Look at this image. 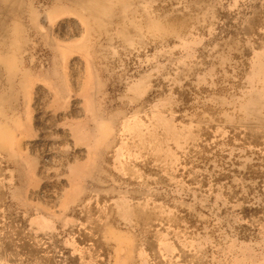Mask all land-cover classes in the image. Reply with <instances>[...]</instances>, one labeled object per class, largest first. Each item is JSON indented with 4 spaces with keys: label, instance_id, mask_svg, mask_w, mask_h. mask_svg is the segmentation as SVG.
I'll list each match as a JSON object with an SVG mask.
<instances>
[{
    "label": "rangeland",
    "instance_id": "1",
    "mask_svg": "<svg viewBox=\"0 0 264 264\" xmlns=\"http://www.w3.org/2000/svg\"><path fill=\"white\" fill-rule=\"evenodd\" d=\"M150 1L0 0V264H264V0Z\"/></svg>",
    "mask_w": 264,
    "mask_h": 264
},
{
    "label": "bare ground",
    "instance_id": "2",
    "mask_svg": "<svg viewBox=\"0 0 264 264\" xmlns=\"http://www.w3.org/2000/svg\"><path fill=\"white\" fill-rule=\"evenodd\" d=\"M150 1V0H149ZM86 2V1H85ZM115 2V1H114ZM145 2V1H144ZM151 2V1H150ZM130 3V2H129ZM148 3V2H147ZM76 4V3H75ZM88 4V3H87ZM112 4V3H111ZM114 4V3H113ZM125 4V3H124ZM85 5V4H84ZM110 5V4H109ZM126 5V4H125ZM148 5V4H147ZM98 6V5H97ZM111 6V5H110ZM129 6V5H128ZM132 7V6H131ZM93 8V7H92ZM103 8V7H102ZM107 8V7H106ZM125 9V8H124ZM93 10H95V9H92V11ZM103 10V9H102ZM146 10V9H145ZM108 11H109V9H108ZM130 11V10H129ZM133 11H135L134 9H133ZM106 12V11H105ZM124 12H125V10H124ZM137 13V12H136ZM126 14V13H125ZM94 15V14H93ZM96 16H97V14H95ZM99 16H101V15H99ZM107 16V15H106ZM105 17V16H104ZM134 17V16H133ZM132 17V18H133ZM141 17V16H140ZM152 17V16H151ZM108 18V17H107ZM144 18V17H143ZM119 19H120V17H119ZM113 20V19H112ZM106 21V20H105ZM252 21V20H251ZM102 22H103V20H102ZM145 23V22H144ZM252 24V23H251ZM141 25H142V23H141ZM144 25V24H143ZM136 29V28H135ZM137 31V30H136ZM139 31V30H138ZM126 32V31H125ZM142 32V31H141ZM133 33V32H132ZM244 34V33H243ZM136 35V34H135ZM142 36V35H141ZM234 44V43H233ZM247 44V43H246ZM248 45V44H247ZM247 49V48H246ZM261 61V60H260ZM254 83V82H253ZM264 90V89H263ZM260 91V90H259ZM256 92V91H255ZM258 93V92H257ZM256 94V93H255ZM252 95V93H250V96ZM252 99V98H251ZM260 99V98H259ZM262 99V98H261ZM250 101V100H249ZM256 102V101H255ZM258 102V101H257ZM250 103H251V101H250ZM255 105V104H254ZM243 106V105H242ZM253 106V105H252ZM253 107H255V106H253ZM258 107L259 106H257V109H258ZM250 108V107H249ZM254 111V110H253ZM258 116V115H257ZM258 120H260L259 119V117H258ZM142 211V210H141ZM134 212V211H133ZM135 216V215H134ZM85 226V225H84ZM87 227V226H86ZM2 228V227H1ZM17 229V228H16ZM9 230V229H8ZM7 233V232H6ZM11 233V232H10ZM18 233V232H17ZM3 234V233H2ZM7 236V235H6ZM12 236V235H11ZM13 238V237H12ZM7 239V238H6ZM18 239V238H17ZM16 239V240H17ZM91 240V239H90ZM14 241V240H13ZM1 242V241H0ZM10 242V241H9ZM8 244V243H7ZM12 244H13V242H12ZM5 245V244H4ZM9 245V244H8ZM20 246H21V244H20ZM0 249H1V247H0ZM5 249V248H4ZM10 250V249H9ZM84 251V250H83ZM6 252V251H5ZM36 252V251H35ZM7 254H9V253H7ZM12 254V253H11ZM4 256V255H3ZM7 256V255H6ZM7 260V259H6ZM9 260V259H8ZM79 260H81V259H79ZM54 262V261H53ZM56 263V262H55ZM54 263V264H55ZM85 264V263H84Z\"/></svg>",
    "mask_w": 264,
    "mask_h": 264
}]
</instances>
